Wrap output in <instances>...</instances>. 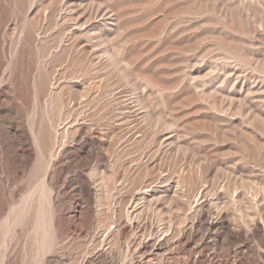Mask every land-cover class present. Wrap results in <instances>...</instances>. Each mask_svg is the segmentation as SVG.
Wrapping results in <instances>:
<instances>
[{"label": "rangeland", "instance_id": "obj_1", "mask_svg": "<svg viewBox=\"0 0 264 264\" xmlns=\"http://www.w3.org/2000/svg\"><path fill=\"white\" fill-rule=\"evenodd\" d=\"M159 232L151 264H264V0H0V264Z\"/></svg>", "mask_w": 264, "mask_h": 264}, {"label": "bare ground", "instance_id": "obj_2", "mask_svg": "<svg viewBox=\"0 0 264 264\" xmlns=\"http://www.w3.org/2000/svg\"><path fill=\"white\" fill-rule=\"evenodd\" d=\"M151 185V184H150ZM154 189V188H153ZM87 194L89 198L91 199L92 191L87 187L86 188ZM152 189H149V186L143 187L142 191L136 194L137 199H145L152 196ZM154 193V192H153ZM136 200V199H135ZM197 225L204 227L206 230H210L211 232H216L219 230H226L230 232V236L237 241L241 234L236 231L233 232V229L231 228L230 223L224 218V216H219L216 219H207L206 217L202 216L198 219ZM255 230L260 231L262 230L261 226L255 225ZM169 247V241L168 237L165 235V233L159 232V234L155 233L152 237H148L145 240H143L140 245L139 249L140 252L143 253V255L146 254V261L144 264H151V259L156 260L157 258H162V256L165 254V251ZM236 253L244 252L245 245H239L237 248H235ZM99 255V254H98ZM101 257V256H100ZM196 258H193L192 261L195 262ZM152 261V260H151ZM143 264V263H142ZM155 264V263H153ZM209 264H218V261L214 259V261H210ZM223 264H237L236 260L229 262L225 261Z\"/></svg>", "mask_w": 264, "mask_h": 264}]
</instances>
